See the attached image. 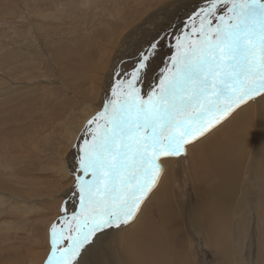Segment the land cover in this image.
I'll use <instances>...</instances> for the list:
<instances>
[{
    "label": "snow or ice",
    "instance_id": "1",
    "mask_svg": "<svg viewBox=\"0 0 264 264\" xmlns=\"http://www.w3.org/2000/svg\"><path fill=\"white\" fill-rule=\"evenodd\" d=\"M257 102L264 0H199L179 25L149 35L113 68L102 106L68 141L74 182L50 225L43 264H82L103 237L135 224L164 160L186 157ZM241 136L264 150V113Z\"/></svg>",
    "mask_w": 264,
    "mask_h": 264
},
{
    "label": "rangeland",
    "instance_id": "2",
    "mask_svg": "<svg viewBox=\"0 0 264 264\" xmlns=\"http://www.w3.org/2000/svg\"><path fill=\"white\" fill-rule=\"evenodd\" d=\"M114 1L119 3L116 4ZM164 1L0 0V47L2 51L0 53V59L9 50L11 52L17 51L23 54L21 55L19 53L20 57L17 59L19 62L15 61L16 63L18 62V65L10 64L14 67L16 66V69L19 68L17 71L14 69V73L9 71L14 67L7 65L10 60H15L13 56H11V53L8 54L9 56L7 55L4 59L0 60V99H2L0 100V202L1 200L6 201L4 204H0V264H18L20 261L18 254L21 255V253H23L25 258L22 264H38L42 256L46 254L40 263L43 264L50 250V225L56 220V217L60 212V207L66 199V195L69 193L71 185L74 182L69 172L71 171L74 154L72 153L70 163H68V161L66 162L67 164L64 162L65 159L67 160L71 155L68 147L69 143H67V141H69L70 138L72 139L74 136L72 132L75 134V130L80 128L86 119L85 117L79 118V110L85 105L90 106L89 104H92L93 102L97 103L100 97V89L103 90V84L104 86H108L111 79V75L109 77L106 76L110 67V71L113 70L112 62L110 63L109 68H106V65H103L102 63L103 61H106L105 64H107V60L114 59L115 54L112 52V49H109L107 45H105V40L110 44L114 39L105 37V31H108V29L110 31L112 24L115 21H117V23H115L118 25L114 26L115 28L112 29V34L113 36L115 35V37L118 36L117 34L121 31L120 29H122L127 23H129V27L124 30V34H128L135 26H138L136 31H139V28L143 27L141 24L143 21L150 18L152 13L157 15L159 12L161 14L159 13L157 16H161L160 19L165 22L163 27L166 28L172 23L173 25L176 23L180 24L179 22L186 18L188 13L183 17L178 15L183 8H187L188 10L192 7L194 8L193 0ZM187 2H190V4H187ZM151 3L152 5L154 4V7L151 8L150 11L148 10L141 15L142 17L140 19H137L136 13L146 10L149 6H152ZM163 5H165V7H162ZM172 6H175L176 8H172ZM139 7L142 10H140ZM161 7L162 10H160ZM116 9L118 10L117 13ZM166 10L169 12L167 11L165 13ZM127 12L130 16L129 20L132 19L130 22L123 17ZM173 21L176 22L174 23ZM143 36L144 35L140 37L138 33H130L128 51L132 52L136 47L138 48L140 45L139 43H143L145 40L143 39ZM96 40L98 43L100 42L98 45ZM4 47H7V49L4 50ZM95 48L97 49V52ZM109 53L111 55L107 57ZM101 54H103V56H101ZM62 57L65 62L62 60ZM127 58L128 57L124 55L120 61L126 60ZM115 59L118 60V57H115ZM23 60L28 61L30 64H26ZM57 62H62L64 67L62 70L58 68ZM22 63L29 65L27 71H22V66H25V64ZM6 65L8 67H5ZM76 66L81 68H76ZM101 71L106 72V76L103 75ZM93 73L98 74L96 75ZM61 75L65 76L64 79ZM106 80L108 81V84ZM42 90H44V92ZM8 91L11 92L8 96L7 94H3L8 93ZM40 92H43L44 95ZM93 93H95V95ZM10 96L13 99H11ZM84 96L87 98L85 99ZM75 107H77V109ZM72 110L78 111L73 113V121L70 122L66 119ZM97 110L99 109L96 106H93L91 114H94ZM39 121L42 125L45 124V126L43 125L44 128L40 125L41 123ZM58 124L61 126V129ZM62 125L66 130L62 128ZM68 125L70 126L67 127ZM46 128H48V130ZM45 133L48 135L50 134V136H47ZM63 133L68 135L64 136ZM69 133H71V135ZM60 134H62V136ZM33 136H36V138ZM65 137H67V139ZM51 147H55L56 149ZM57 150L60 151L58 152ZM49 157L53 160H49ZM54 160H56V163ZM61 160L63 161V164H60L62 163ZM177 163L180 166L182 165L180 180H184L186 184L184 182H180V184L184 183L186 186L184 187L183 194L186 199L193 189L190 180L191 176L189 175L192 171L189 170L191 164L190 156L187 155L183 160ZM177 163H174V166H176L175 168L180 167ZM59 164L60 166L64 165L68 168V172L66 168H62V166L60 167ZM164 165L166 170V160H164ZM63 169L64 171L62 172ZM50 170H52L53 173ZM185 172L186 174H184ZM30 175L31 177L33 176V178H31ZM47 175H49V178H47ZM241 181L244 184L245 182L249 183L245 178ZM256 197L257 195L254 192H251V197L249 200L246 199L247 203L245 205L242 204V199L240 201V214L238 218L241 219L243 214H246L249 217V236L245 233H243V235L240 226L237 227L238 231L235 233L236 237L234 240L236 242L235 248L237 247V251L240 250L238 252L241 254L239 255L236 251L234 261L237 263L233 264H260L261 256L264 255V237H262L261 240L259 239L264 232L263 226L256 218V216L264 217V209L261 207V210L256 212L252 210L254 207L258 208L255 205ZM18 204L20 205L18 206ZM153 205L155 204L153 203ZM69 206L71 207V205ZM242 206H244V210L242 209ZM241 211H243V213ZM188 233L190 241L187 252L192 259V264H220L210 248H208L206 244H203L201 239H197L198 237L193 238V236H190L192 234L190 232ZM242 238L244 240H242ZM96 247H99V244L93 247V249ZM117 254L119 255V252H117Z\"/></svg>",
    "mask_w": 264,
    "mask_h": 264
},
{
    "label": "bare ground",
    "instance_id": "3",
    "mask_svg": "<svg viewBox=\"0 0 264 264\" xmlns=\"http://www.w3.org/2000/svg\"><path fill=\"white\" fill-rule=\"evenodd\" d=\"M193 1H194V7H195L198 4L199 0H193ZM135 2H137V1H135ZM149 2H150V0H149ZM115 3L118 4L119 2L118 3L115 2ZM177 4H179V3H177ZM187 4H190V2H187ZM137 5H139V4H137ZM151 5H152V3H151ZM153 5L149 6L146 10H143L140 13H136L137 14V16L135 15L136 18L140 19L142 17L141 15H143L148 10L150 11V9L154 7ZM175 6H172V8ZM121 7H122V5H121ZM162 7H165V5H163ZM162 7L160 10H162ZM170 7H171V5H170ZM192 8H190V9H192ZM139 9H140V7H139ZM157 9H159V8H157ZM140 10H142V9H140ZM189 10L187 8H183L181 13L178 15H180V17H183L187 13H190L191 10L190 11ZM113 11H114V9H113ZM130 11H129V13H130ZM163 11H161V12H163ZM167 11L168 10H166L165 13ZM117 12H118V10L116 11V13ZM152 14H151V17L149 16L150 18L146 19L145 21H143L141 23L143 25V27L139 28L140 29L139 31H136L138 26H135L134 28H132V30L128 34H124L125 33L124 30L127 29V27H129V23H127L124 25V27L121 26L122 27V29H120L121 31L119 30L120 32L117 34L118 36L115 37V35L113 36V34H112V29L115 28L114 26H118L116 24L117 21H115L116 23L113 22L110 31H109V29H108V31H105V37H107V38L110 37V39H114V41L110 44H108L107 40H105V45H107V47L109 49H112V52L115 54V57H118V60L115 59V57L113 60L112 59H110L109 61L107 60V64H105L106 61H103L102 64L106 65V68L110 67L109 65L111 62L113 64V68H114L117 64L120 63V59L124 55L129 58V56L136 51L137 47L132 52L128 51L130 33H138L140 35V37L142 35H144L143 39H146L149 35L155 33L156 31L164 29L163 24H165V22H164V20L160 19L161 16L159 17V16H157L158 14L156 15L155 13H152ZM123 17H125L127 19V21L130 19L128 12ZM136 18H135V21H136ZM176 19H177V17H176ZM131 20H129V22ZM137 21H139V20H137ZM148 22H150V23H148ZM176 24H178V23H176ZM124 35H125V37H124ZM132 36H134V35H132ZM96 42H97V40H96ZM101 42H102V39H101ZM99 43L97 42V45ZM139 44H141V42ZM105 45H104V47H105ZM138 45H136V46H138ZM99 47H98V49H99ZM6 49H7V47H4V50H6ZM101 49H102V47H101ZM95 50L97 52L96 48H95ZM1 52L2 51H1V47H0V53ZM96 52H95V54H96ZM9 53H11V56H13V58L15 60H10V62L7 63V65L8 66L10 64L18 65L17 63L19 62V60H17V59H18V57H20V54H21L20 52H17V51L11 52L9 50L5 55H3V57H1V59H4V57H6ZM21 55H23V54H21ZM110 55L111 54L109 53V55L108 56L106 55V56L109 57ZM74 56H73V58H74ZM96 56H97V54H96ZM101 56H103V54H101ZM103 59H105V58H103ZM62 60L64 61L63 57H62ZM70 60H68V61H70ZM15 61H18V62L16 63ZM23 61L26 64L29 63L28 61H25V60H23ZM20 63H21V61H20ZM25 63H22V64H25ZM26 64H25V66H22L23 67L22 71L28 70L27 68L29 67V65H26ZM112 64H111V66H112ZM7 65L5 67H8ZM12 65H10V66L14 67ZM57 65H58V68L60 70H62V68H64L62 62H57ZM69 65H71V64H69ZM79 65H80V63H79ZM15 67L11 68V70H9V71H12L14 73V71H15L14 69H16ZM78 67L76 66V68H78ZM69 68H71V67H69ZM79 68H81V67H79ZM18 69L19 68H17L16 71ZM110 69H111V67H110ZM110 69H109V71L107 70L108 71L107 76L105 75L106 72H102V71L101 72L106 77H109L111 75V72H112V70L110 71ZM95 71H97V70H95ZM84 73H85V71H84ZM93 74L97 75L98 73H93ZM67 75H68V73H67ZM20 76H21V74H20ZM61 76H63V75H61ZM64 77L65 76H63V79H64ZM98 81H100V80H98ZM101 81H102V79H101ZM103 81H104V79H103ZM107 84H108V81H107ZM95 85H96V83H95ZM106 87L107 86L106 85L104 86V84H103V86H102L103 90L100 89V91H99L100 97H99V101L97 100L98 101L97 103H94V102L92 104L88 103L90 106L85 105V106H83V108L81 110H79V112H78L79 118L80 117H83V118L84 117L85 118L90 117L92 115L91 109L93 108V106H96L98 109L102 106V101H103V98L105 95ZM78 89H79V87H78ZM9 91H8V93H3V94L4 95L7 94V96H8V94L11 93ZM12 91H15V90H12ZM42 91L44 92V90H42ZM85 91H86V89H85ZM21 92H22V90H21ZM38 92H39V90H38ZM43 92H40V93L43 94ZM88 93H90V92H88ZM93 94L95 95V93H93ZM81 95H79V96H81ZM38 96H40V95H38ZM84 97H82V98H84ZM17 98H19V97H17ZM86 98L87 97H85V99ZM11 99H13V98L11 97ZM38 99H39V97H38ZM0 100H2V99H0ZM82 104H83V102H82ZM75 108L77 109V107H75ZM75 111H78V110H72V112L69 114V116L66 119L67 121H70V122L73 121V113ZM16 113H19V112H16ZM39 113H41V112H39ZM262 113H264V102H257L256 104L252 105V107L250 109H246L244 112L240 113L234 120H232L229 123H226L223 127H220L217 131L212 133L206 139L202 140L201 142H199L198 144H196L195 146H193L189 149L188 156H190V160H191L189 170L190 171L192 170L189 175L191 176L190 180H191V184H192L193 189L191 188L192 189L191 194H189V196L186 199L183 195L184 189H185L184 187H186L185 186L186 183L184 182V180L183 181L180 180L181 179V173H182L181 172L182 171V165L180 166L177 163V162L183 160L185 157L173 158L170 160H166L167 167H166V170H165V172L161 178L159 186L154 190L153 194L151 195V198L146 202V205L144 206L143 212L139 216V219L137 220V222L135 224H133L131 227H127V228L123 229L122 231L111 232L108 235H106L105 237H103L102 241L98 243L99 247H96L94 249L93 248L89 249V251L83 256L82 264H192L191 263L192 259L187 252V248H188L189 241H190V239L188 238V235H189L188 232H190L192 234L190 236H193V238L198 237L197 239H201L202 243L206 244L207 247L210 248V250L213 252V255L216 257V259L219 260L220 264L237 263L234 261V257H235L236 251H237V249H236L237 247L235 248L236 242L234 241L235 237H236L235 233L238 231L237 227L240 226V228L243 231L242 234L245 233L247 236H249V233H248L249 217L246 214H243L241 216L242 217L241 219L238 218L239 214H240V210H239L240 201L242 199L243 200L242 204L245 205L247 203L246 199L249 200L251 197V192H254L257 195L256 200H255V205L258 208L254 207V208H252V210L254 212H256V211H260L261 207L264 209V205H263L264 204V150H260V149L252 147L241 136V131H242V128L244 127V125L247 122H250L253 118L258 117ZM62 123H65V122H62ZM35 124H36V122H35ZM40 125H42V123ZM43 125L45 126V124H43ZM43 125H42V127L44 128ZM63 125H65V124H63ZM63 125H62V128H64L66 130V128ZM69 126L70 125H68L67 127H69ZM46 129L48 130V128H46ZM60 129H61V126H60ZM78 129L75 130V134H74V132H72V134L74 135V136L72 135L73 136L72 139H74V137L76 136ZM45 132H46V130H45ZM50 132H51V130H50ZM45 134H47V133H45ZM69 134L71 135V133H69ZM57 135H59V134H57ZM60 135L62 136V134H60ZM65 135L66 134H64V136ZM47 136H50V134L49 135L47 134ZM33 137L36 138V136H33ZM41 138H42V136H41ZM65 138L67 139V137H65ZM67 143H68V141H67ZM60 146H63V145H60ZM51 148H55V147H51ZM60 149H61V147H60ZM61 150L63 151V149H61ZM53 151H55V150H53ZM66 151H67V149H66ZM62 153H64V152H62ZM49 158H50L49 160H53V159H51V157H49ZM52 158H53V156H52ZM57 158H59V157H57ZM62 158H63V155H62ZM62 158H60V159H62ZM71 159H72V153L67 160L65 159L64 162L66 163L68 161V163H70ZM47 160H48V158H47ZM56 160H54L55 163H56ZM72 160H74V159H72ZM58 161H59V159H58ZM49 162H51V161H49ZM174 163L175 164L177 163V165H179L180 167L175 168L176 166H174ZM46 164H48V163H46ZM60 164H63V161ZM60 164H59V166H60ZM63 167L66 168L64 165L62 166V168ZM66 169L68 172V168H66ZM44 170H46V169H44ZM50 171H52V170H50ZM63 171H64V169L62 170V172ZM46 172H49V171H46ZM52 173H53V171H52ZM184 174H186V172ZM68 175H67V177H68ZM47 176H48L47 178H49V175H47ZM30 177H31V175H30ZM22 178H23V176H22ZM31 178H33V176ZM243 178H245L246 181L248 180L249 183L245 182V184H244L241 181ZM55 179H57V178H55ZM183 179H184V177H183ZM188 181H187V183H188ZM180 182H184L185 184L184 183L180 184ZM6 185H8V184H6ZM3 190H8V189H3ZM5 202H6L5 200H1L0 204H4ZM153 203L155 205H153ZM249 203H250V201H249ZM19 205L20 204H18V206ZM242 209L243 210L245 209L244 206H242ZM37 210H39V209H37ZM241 212L243 213V211H241ZM256 218L262 223L263 231H264V217L256 216ZM243 220H245V221H243ZM256 225H258V224H256ZM258 228H259V226H258ZM196 235H198V236H196ZM241 236H240V238H241ZM262 237H264V232L261 234V237H259V239L261 240ZM244 238H247V237H244ZM242 240H244V239L242 238ZM238 251H240V250H238ZM117 252H119V255L117 254ZM263 252H264V250H263ZM258 253H260V252H258ZM240 254L241 253H239V255ZM44 256H42V258L40 259V262L38 264L41 263ZM18 257L20 259L18 264H20V263L22 264V262H24V260H25L23 253H21V255L18 254ZM260 264H264V255L261 256Z\"/></svg>",
    "mask_w": 264,
    "mask_h": 264
}]
</instances>
